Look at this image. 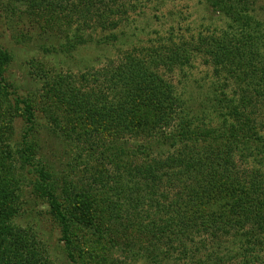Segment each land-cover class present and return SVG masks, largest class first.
<instances>
[{"label": "trees", "instance_id": "1", "mask_svg": "<svg viewBox=\"0 0 264 264\" xmlns=\"http://www.w3.org/2000/svg\"><path fill=\"white\" fill-rule=\"evenodd\" d=\"M130 1L3 4L0 15L22 10L17 16L43 33L58 18L57 43L37 50L66 57L89 44L116 45L123 58L79 82L58 77V109L72 126L58 127V136L80 145L76 156L87 160L92 184L71 192L63 183L57 196L34 153L32 106L5 79L13 55L0 42V118L9 99L25 124L16 150L21 174L1 171L0 264H53L33 228L16 223L23 203L13 193L25 182L47 204L73 264H264V0H197L222 28L139 52L123 51L137 37L122 30L134 23ZM197 58L212 79L185 82L181 97L160 71H183ZM212 116L214 127L204 121Z\"/></svg>", "mask_w": 264, "mask_h": 264}, {"label": "rangeland", "instance_id": "2", "mask_svg": "<svg viewBox=\"0 0 264 264\" xmlns=\"http://www.w3.org/2000/svg\"><path fill=\"white\" fill-rule=\"evenodd\" d=\"M7 2L8 0H0V11H3V4ZM130 2L131 6H136L135 12L129 14L130 20L134 23L122 30L125 33L135 30L137 33L134 36L137 37L132 45L123 46V51L134 49L139 52L149 44L154 46L163 44L162 40H172L179 45L181 42L190 41L197 34L214 32L224 24L222 19L218 21L214 12L197 0H132ZM18 13L0 15V42L13 55L4 76L9 89L27 100L34 111L37 119L33 137L36 159L41 161L51 173L57 196L64 191L63 183H71L67 188L70 191L72 187L86 188L88 183L92 184V174L85 171L87 160L76 156L77 146L82 148L76 142H70L66 133L63 137L58 136V127L64 132L65 130L71 132L72 129L65 113L58 109V77L73 76L79 82V76L89 71H92L90 74L106 71L113 65L109 62L118 63L123 58L121 47L89 44L79 47L66 57L58 53L47 54L43 50H37V46L57 43L58 18L53 24H47L48 29L43 33L40 28H36L30 18L17 16ZM19 14L22 15L23 11L21 10ZM160 73L165 80L178 87L181 97L185 82H199L203 85L212 79L210 68L204 66L199 58L193 59L191 66L183 71L176 68L172 73H166L164 70ZM229 92L231 95L233 92L231 88ZM13 104L14 102L5 99L3 108L9 111L5 114L2 109V115L7 116L6 119L0 118V177L3 176L1 171L5 168L9 171L8 178L13 175L17 178V175L21 174L16 165V150L20 146V135L23 134L22 129L25 127L21 113ZM51 116L55 118L57 124H51ZM204 121L211 127L216 123L214 116ZM6 126H10L11 130H7ZM75 130L82 132L85 127ZM31 191V186L25 182L13 193L18 197L16 203H23L22 213L16 223L22 227L33 228L32 231L38 234L44 243L51 263L73 264L63 252L62 243L59 241V229L47 214V204L35 197ZM104 255H106L105 251ZM117 258L118 255L114 256L115 260ZM84 262L89 264V261L84 260L81 264Z\"/></svg>", "mask_w": 264, "mask_h": 264}]
</instances>
